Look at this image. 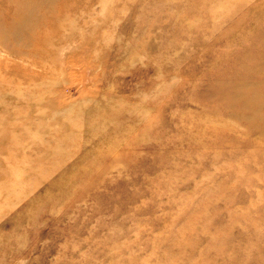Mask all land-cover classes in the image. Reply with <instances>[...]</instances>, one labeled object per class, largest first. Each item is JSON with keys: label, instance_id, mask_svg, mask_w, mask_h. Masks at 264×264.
<instances>
[{"label": "rangeland", "instance_id": "obj_1", "mask_svg": "<svg viewBox=\"0 0 264 264\" xmlns=\"http://www.w3.org/2000/svg\"><path fill=\"white\" fill-rule=\"evenodd\" d=\"M42 20L0 44V264H264V127L218 92L263 95L264 0Z\"/></svg>", "mask_w": 264, "mask_h": 264}, {"label": "bare ground", "instance_id": "obj_2", "mask_svg": "<svg viewBox=\"0 0 264 264\" xmlns=\"http://www.w3.org/2000/svg\"><path fill=\"white\" fill-rule=\"evenodd\" d=\"M64 1L65 0H0V44L6 45L9 44L8 42H12L15 47H31L33 42L29 44L31 40L26 38L25 33H28L29 36L31 34V37H33L36 31L43 25L42 18L61 10L64 7ZM4 5H7L8 8L3 9ZM8 36L10 37L6 42ZM258 56H261V54ZM263 61L264 59L261 57H250L248 60V69L259 70L264 68V63L261 65ZM243 74L245 77L249 76L248 72H244ZM218 92L224 96L226 107L231 109L236 106L240 109V112L237 113H239L244 120L255 124L258 130L264 127L263 92H261L263 95H257V90L243 87L241 84L234 85L232 82L227 86L220 87ZM243 110H247L250 113H243ZM224 126L228 125L224 124ZM224 126L213 129V133H218V136H222L224 133ZM251 126L252 125H250V127ZM230 136L232 137V133Z\"/></svg>", "mask_w": 264, "mask_h": 264}]
</instances>
